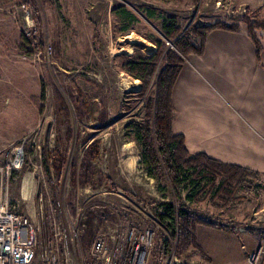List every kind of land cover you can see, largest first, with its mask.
Listing matches in <instances>:
<instances>
[{
  "label": "rangeland",
  "instance_id": "obj_1",
  "mask_svg": "<svg viewBox=\"0 0 264 264\" xmlns=\"http://www.w3.org/2000/svg\"><path fill=\"white\" fill-rule=\"evenodd\" d=\"M163 17L179 27L169 41ZM236 20L246 30L264 20V0H0V195L30 218L38 239L53 238L55 218L73 261L92 264L95 238L112 246L115 230L137 225L155 232L152 264L169 256L170 264H264L263 175L231 182L222 199L201 183L193 201L189 179L178 198L167 175H148L134 139L153 124L155 82L175 39ZM150 36L167 47L145 90L123 66L158 50ZM164 202L211 224L196 225L197 249L181 248L159 221Z\"/></svg>",
  "mask_w": 264,
  "mask_h": 264
},
{
  "label": "crops",
  "instance_id": "obj_2",
  "mask_svg": "<svg viewBox=\"0 0 264 264\" xmlns=\"http://www.w3.org/2000/svg\"><path fill=\"white\" fill-rule=\"evenodd\" d=\"M260 43L258 53L240 20L211 28L172 87V129L189 152L264 176V37Z\"/></svg>",
  "mask_w": 264,
  "mask_h": 264
},
{
  "label": "trees",
  "instance_id": "obj_3",
  "mask_svg": "<svg viewBox=\"0 0 264 264\" xmlns=\"http://www.w3.org/2000/svg\"><path fill=\"white\" fill-rule=\"evenodd\" d=\"M120 11L129 21L136 20L135 15L125 8H121ZM146 13L149 17L155 15V11L149 7L146 8ZM247 23V33L259 53L261 43L253 31L264 30V20ZM214 27L216 26L190 27L183 35L175 39V50L167 51L166 63L158 73L155 82V98L153 99V108L151 107L153 124L139 128L134 137L140 145L141 161L146 164L148 175L160 181L163 180V173L167 175L166 181L172 185L178 198L182 194L185 181L190 179L186 184L187 198L190 201L198 197L201 183L214 187L215 195L224 194L220 197L222 199L231 195V182L238 184L247 177L256 180L261 175L259 172L241 166L220 162L204 153H190L185 146L184 137L175 134L172 129L175 115L172 104V87L181 70L183 60L189 53L202 54L206 33ZM160 29L166 40L169 41L178 34L179 27L174 18L163 17ZM148 39L157 44L158 50L152 54L136 53L123 66L124 71L142 82V87L145 90L148 89L149 82L155 72L160 58L159 51L167 47L165 41L153 36ZM157 216L159 221L170 229L184 250L190 247L198 248L195 234L196 225H211L195 215L178 209L169 202L162 203L161 212H158Z\"/></svg>",
  "mask_w": 264,
  "mask_h": 264
},
{
  "label": "built area",
  "instance_id": "obj_4",
  "mask_svg": "<svg viewBox=\"0 0 264 264\" xmlns=\"http://www.w3.org/2000/svg\"><path fill=\"white\" fill-rule=\"evenodd\" d=\"M49 225L53 226V238L49 235L43 240L38 239L30 218L20 214L16 205L8 201L7 195H0V264H80L73 261L70 250L62 242L64 232L59 222L52 218ZM72 236H76L75 230ZM111 238L112 246L104 237L93 240L90 248L92 264L155 263L152 255L156 242L154 230L131 225L115 230ZM171 257L164 259L165 264H170ZM156 264H160L159 259Z\"/></svg>",
  "mask_w": 264,
  "mask_h": 264
}]
</instances>
